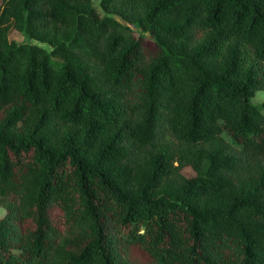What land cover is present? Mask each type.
Here are the masks:
<instances>
[{
  "label": "trees",
  "instance_id": "trees-1",
  "mask_svg": "<svg viewBox=\"0 0 264 264\" xmlns=\"http://www.w3.org/2000/svg\"><path fill=\"white\" fill-rule=\"evenodd\" d=\"M94 1L0 0V264H264V0Z\"/></svg>",
  "mask_w": 264,
  "mask_h": 264
},
{
  "label": "rangeland",
  "instance_id": "rangeland-1",
  "mask_svg": "<svg viewBox=\"0 0 264 264\" xmlns=\"http://www.w3.org/2000/svg\"><path fill=\"white\" fill-rule=\"evenodd\" d=\"M94 2L95 4H97L98 0H95ZM10 38L22 40L23 36L17 32H12L10 33ZM263 102H264V90H259L256 92L255 96L251 99V103L254 105H261ZM263 113H264V109H263ZM225 137L229 140L226 134H225ZM183 174L186 175L187 177H193L194 171L187 167L183 169ZM4 213H5V209L2 206H0V218L3 217Z\"/></svg>",
  "mask_w": 264,
  "mask_h": 264
}]
</instances>
